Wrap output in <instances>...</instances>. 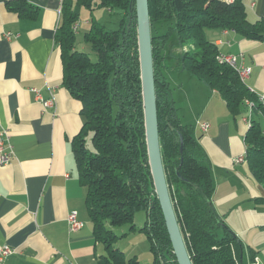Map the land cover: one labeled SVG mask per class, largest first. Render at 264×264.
<instances>
[{
    "label": "trees",
    "instance_id": "trees-1",
    "mask_svg": "<svg viewBox=\"0 0 264 264\" xmlns=\"http://www.w3.org/2000/svg\"><path fill=\"white\" fill-rule=\"evenodd\" d=\"M8 7L27 19L38 15L29 0H13ZM83 7L121 14L117 30L92 21L84 40L92 46L96 60L76 49L73 27ZM149 12L162 159L192 263L249 264L243 242L214 210L210 161L194 126L181 123L161 68L167 46L175 41L170 47L171 58L217 91L232 116L239 117L247 102L252 103L245 136L246 161L264 187V124L257 119L264 114V106L238 70L218 60L220 49L206 34L208 30H233L264 42V16L251 22L243 0H149ZM166 24L167 30L161 34L158 28ZM55 40L63 65V85L82 103L86 117L72 146L79 179L87 192L95 240L105 250L98 264H139L137 258L128 260L115 247L119 237L110 227L131 225L136 231L135 218L140 211L146 214L139 231L150 241L151 264H178L149 165L135 0H64ZM249 255L253 262L255 253L250 250Z\"/></svg>",
    "mask_w": 264,
    "mask_h": 264
},
{
    "label": "crops",
    "instance_id": "crops-1",
    "mask_svg": "<svg viewBox=\"0 0 264 264\" xmlns=\"http://www.w3.org/2000/svg\"><path fill=\"white\" fill-rule=\"evenodd\" d=\"M10 1L0 0V130H9L14 147L11 163L0 166V245L15 249L6 264H98L105 250L95 240L72 146L86 117L82 103L63 85L55 40L64 0H29L38 9L33 19L11 10ZM243 2L251 22L264 16V0ZM166 30L167 24L158 28L161 34ZM207 32L220 55L235 56L239 67L250 69L244 80L250 91L264 94V42L233 30ZM174 43L167 46L161 73L181 123L194 126L210 161L214 210L243 242L248 263L264 264V187L246 161L250 108L232 116L217 91L171 58ZM48 87L55 106L45 109L31 89L49 99ZM257 119L264 124L263 113ZM204 123L210 125L207 131ZM72 212L84 224L74 233L68 222Z\"/></svg>",
    "mask_w": 264,
    "mask_h": 264
},
{
    "label": "water",
    "instance_id": "water-1",
    "mask_svg": "<svg viewBox=\"0 0 264 264\" xmlns=\"http://www.w3.org/2000/svg\"><path fill=\"white\" fill-rule=\"evenodd\" d=\"M146 143L155 192L178 264H193L177 219L161 153L149 0H135ZM183 146V141L181 142ZM182 149V148H181Z\"/></svg>",
    "mask_w": 264,
    "mask_h": 264
},
{
    "label": "rangeland",
    "instance_id": "rangeland-1",
    "mask_svg": "<svg viewBox=\"0 0 264 264\" xmlns=\"http://www.w3.org/2000/svg\"><path fill=\"white\" fill-rule=\"evenodd\" d=\"M97 21L107 27L109 30H117L119 28L121 14L108 13L106 9H89L83 7L80 9L79 26L81 28L76 33V49L87 53L93 60L97 56L92 46L86 43L85 34L90 31L92 21ZM217 31V30H213ZM210 39V32H206ZM146 214L144 211L137 213L135 218L136 231L131 230V225L121 227H110V229L119 237L115 247L125 253L128 260L138 259L139 264H151L154 256L151 252L150 241L147 236L139 230L145 225ZM168 262V260H167Z\"/></svg>",
    "mask_w": 264,
    "mask_h": 264
},
{
    "label": "built area",
    "instance_id": "built-area-1",
    "mask_svg": "<svg viewBox=\"0 0 264 264\" xmlns=\"http://www.w3.org/2000/svg\"><path fill=\"white\" fill-rule=\"evenodd\" d=\"M227 3H232L235 0H223ZM74 32H78L79 25L75 24L73 27ZM6 39H10V34L5 35ZM218 60L221 63H228L230 66H232L234 69L238 70L240 77L242 80H245L249 73L250 69L244 66L239 67L237 65V59L235 56L228 55V56H222L219 55ZM50 90V93L52 94L51 98L45 99L38 89H31L32 92L35 93L36 99L42 103L44 108H53L55 106V97L53 94L52 89L48 87ZM258 101L260 104L264 106V94H261L258 96ZM248 107L250 108V116L247 119L248 125L251 124V114H252V103L247 102ZM202 129L204 131H207V129L210 127L208 123H204L201 125ZM14 158V147L11 144L10 140V132L8 129H1L0 130V166H5L11 163L12 159ZM68 222L70 224V232L74 233L79 231L83 227V222H81L78 219V214L76 212H72L68 216ZM15 253V249L8 246V245H0V264H6V261L10 256H12Z\"/></svg>",
    "mask_w": 264,
    "mask_h": 264
}]
</instances>
